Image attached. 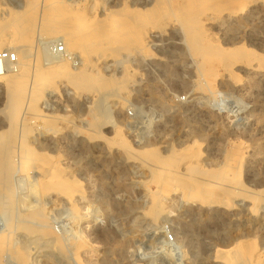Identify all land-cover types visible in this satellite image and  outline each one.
Masks as SVG:
<instances>
[{"label": "rangeland", "instance_id": "obj_1", "mask_svg": "<svg viewBox=\"0 0 264 264\" xmlns=\"http://www.w3.org/2000/svg\"><path fill=\"white\" fill-rule=\"evenodd\" d=\"M220 1L210 0L200 7L205 10L203 17L210 18L206 35L219 45L229 29L222 26L220 17L232 5L228 0L224 7L219 6ZM248 1L241 0L245 10L264 6V0ZM179 3L182 6L183 1L0 0V38H5L0 50L14 45L8 38L21 30L27 20L42 22L40 16L45 17L48 12L46 26L64 21L70 31L83 38L54 43L33 34L32 55L38 53L41 66L49 56L56 58L70 67L72 75L84 71L88 75H84V80L94 82L91 86L87 83V88H76L70 76L56 78L40 86V99L33 106L21 109L11 160L18 166V154L25 147L35 156L29 173L11 174L9 183L15 199L11 209L0 207V233L6 229L4 217L11 215L12 243L23 251L22 264H232L233 254L241 248L246 250L244 264H264V132L251 136V130H247L256 120L264 122V110L255 108L246 77L239 70H233V75L219 74L217 81L221 86L215 85L214 95L197 88L203 78L197 73L198 60L190 56L182 41L179 23L173 16L159 24L150 21L154 12L165 7L173 12L179 10ZM127 24L132 27L131 37L118 31L111 44L104 27L117 30ZM256 26V33L262 35L263 18L256 20ZM136 29L141 33L138 41ZM64 33L68 35L67 31ZM247 43L246 38L240 42ZM129 45L133 47L128 48ZM105 84L108 86L103 88ZM4 88L0 82L1 150L7 143ZM129 108L140 112L138 120L127 117ZM113 125L121 128V135L132 147L129 151L121 147ZM237 146L250 151L249 156L244 153L245 164L241 167L228 159ZM149 149L156 152L159 160L169 158L163 170L173 169L178 178L211 184L215 203L184 198L182 188L174 182L179 188L173 183L166 185L168 192L164 187L163 194L162 187L152 181L157 160L142 154ZM38 168L43 176L62 173L73 181V190L66 188L57 193L52 188L39 199L36 184L32 186L39 176ZM230 176H238L240 184L230 180ZM201 178L205 180L199 181ZM229 186H235V193L240 194L230 189L233 193L224 195L222 192ZM217 188H223L222 192ZM73 191L74 199L67 203L64 194ZM160 192L165 209L160 218L152 220L147 213L150 196ZM222 199L224 204L220 203ZM40 201L48 227L46 233H31L36 226L29 214ZM72 204L77 210H70ZM225 248L232 251V258L222 261L214 257L217 249ZM10 258L8 252H1L0 264H17Z\"/></svg>", "mask_w": 264, "mask_h": 264}, {"label": "bare ground", "instance_id": "obj_2", "mask_svg": "<svg viewBox=\"0 0 264 264\" xmlns=\"http://www.w3.org/2000/svg\"><path fill=\"white\" fill-rule=\"evenodd\" d=\"M182 1H183V4H182V6L180 4L181 2L179 3L180 5L178 4L179 10H177V11L173 12L169 7H167V8L165 7L163 9V11H156V12H154V14H152V12H151L150 14H152V16L150 17V21L152 23H158L159 24L161 22V20L168 19V17L173 16V19H175L177 24L179 23L178 26H180V27H178V28H180L182 31V36H183L182 41L184 40L185 43L184 42L183 43L186 44L185 46L187 47L186 49L190 52L189 53V54H191L190 56H192L194 59L198 60V62H197V73L199 76H202L201 78H203V80H201L202 82L197 84V88L205 91V93L207 92L211 95H214L215 92L217 91V90L215 91V85L219 83L221 86V82L217 81V76L219 74H223V75L231 74V75H233V73H232L233 70H239V71H242L246 77L247 85L249 86L248 89L251 90L250 94H251L252 99L254 100L255 108L259 109L260 111L264 110V32L262 35L258 34V32L256 33V27H257L256 26V20H258L260 18H263V20H264V6L263 5H254L252 7L249 6L250 8L245 10V7L242 5L241 0L229 1L230 4H232V5L230 7H228L227 9L223 10V12L225 11V13H223L222 11H218L219 14L222 12V17H220V18H222V20H221L222 26L225 24L224 26L229 27V29L225 30L227 32H224L225 36L223 38L222 44L219 45L218 43L214 42L213 39L209 38L206 35V25H208L210 18H204L203 12H205V10L200 9V7L202 5H204L205 3L208 4L207 2H210V0H208V1H205V0H182ZM227 1L228 0H221L218 4H219V6L224 7V4H226ZM244 1H246V0H244ZM211 2H212V0H211ZM248 2L255 3L257 1L256 0H249ZM221 3H223V4H221ZM40 5H41V3H40ZM162 8L163 7H161V9ZM202 8L206 9L205 6ZM157 9L159 10L158 7H157ZM46 13L49 14L48 12H46ZM46 13H44L45 17H43V15H42V17L40 16V19L42 20V22H39L38 21L39 19H29L26 21V23L23 25V27H21V30L15 31L14 34L8 38V40L10 42L14 43V45L12 47H9V50H12V51H14V53H16L17 64L15 66V69L12 71H8V70L3 71V69H0V71H3V72H0V82H3L5 84L4 95L6 96V101H7V105H6L7 110L4 113L5 114L4 116L7 120L6 121L7 122L6 123L7 129L6 130L7 131L5 134L7 136V143H6V145H4V147H2V150L0 149L1 150V152H0V192H1L0 196L2 197V199L0 198L1 199L0 200V207L6 205L7 207H9L11 209V206H12L14 199H15V198L14 199L12 198L14 196V195H12L13 189L11 188V185L9 183V179L11 177V174L14 172L15 173L16 172L29 173L28 168H29V165L31 164L30 162L35 156L34 152L31 151L30 148L25 147L24 151H21L23 153L18 154V156L20 157V159H19L20 162L18 163V166H16L11 160V155H13L12 152L14 151L13 145H12L13 144L12 140L15 139V135L17 134V133L15 134V125H17L16 123L18 122V120L21 121L20 120L21 109L23 107L28 109L29 105L33 106L40 99V96L42 93L40 86H43L45 84H49L52 82V80L54 81L56 78H61V77L66 78L67 77V79H68V77L70 76L71 80L74 81V83L77 87L74 85V83H72V82L71 83L76 88H81V87L87 88V87H89V86H86L89 83L86 80H84V75L86 74V72L84 73V71L78 70V72L73 73V75H72L70 72V69H69L70 67L68 68L64 63H59L60 61H57L56 58L50 59L49 55H46L49 57L48 58L45 57L46 62L43 63V65L41 66L40 65L41 60L39 61L40 57L38 58V53L32 55L33 52L31 53V49H32V41H33L32 36H33V34L38 33L39 35H41V39H43L44 41L54 40V43L57 40H59L61 43H63L64 41L71 42V41H75V40H79V39L83 38V36H81V34L75 32L74 30L70 31L68 23L66 24V23H64V21L55 22L52 25L46 26V24H45ZM38 15H39V13H38ZM213 16L216 17L215 15H213ZM109 18H112V17H109ZM102 20H104V19H102ZM132 25L134 26V24H132ZM144 25H146V24H144ZM44 26H46V27L44 28ZM137 26H135V27H137ZM130 27H131V25L127 24L123 27H120V29L118 28L117 30H114L110 27L107 29V26H106V27H104L105 28L104 33H105V36L110 38V42H111L113 37L118 34V31H121V30H122V33H129L128 35L131 37L130 32H129ZM229 30L230 31H236L237 33L236 34H229L228 33ZM65 31L68 32L67 36L64 33ZM138 31H139L138 29L135 30V32L137 33V35L135 36L136 41L141 39V37H140L141 33H139ZM61 33L64 34L63 35V36H65L64 38H63V36H59V34H61ZM243 38H246L248 43L241 45L240 42ZM0 39H1L0 40V45H1V42L5 38L1 37ZM115 39H117V38H115ZM9 41H8V43H9ZM114 42H117V41H114ZM44 43L46 44V42H44ZM130 43H132V42H130ZM138 43H137V46H138ZM41 44H43V43H41ZM111 44H113V41L111 42ZM139 45H140V43H139ZM123 46H125V44ZM38 47L39 46H37V48ZM44 47H45V45H44ZM131 47H133V46L129 45L128 48H131ZM0 48H1V46H0ZM4 49H7V47L3 48L2 50H4ZM39 49H38V51H39ZM140 49H142V48H140ZM134 50H135V48H134ZM72 51H74V50H72ZM40 52H41V50H40ZM69 52L70 51H68V54H69ZM43 56H45V55H43ZM110 56H112V55H110ZM9 72H12V73H9ZM1 80H3V81H1ZM90 81L93 82V80H90ZM92 82H90V84H89L90 86L94 85V82L93 83ZM34 84L37 85L38 87L33 88ZM107 86H108V84H105V85H103V88H105ZM125 103H126V101H125ZM113 126H114V130H113L114 135L118 137L119 143L121 144V147H123L124 149L129 151L128 149H131L132 147L129 145V143L127 141H125V139L121 135V133H120L121 128L117 125H113ZM22 127L23 126H21V128ZM247 130L248 131L251 130V132H252L251 136L254 134L260 135L261 133L264 132V122L259 123L256 120L255 122H253L251 124V126ZM24 131L26 133V128ZM7 132H8V134H7ZM25 133H24V136H25ZM21 134H22V131H21ZM18 136H19V134H18ZM22 136H23V134H22ZM263 141H264V139H263ZM241 144L242 143H240V146H241ZM235 145H236V143H235ZM237 147H236L237 151H233L232 153L230 152L231 157L228 159H230L231 161L234 160L235 163L237 165H240V167H241L242 165L245 164L243 162L244 158H245L244 153H247V155L249 156L250 151H249V149L247 150L248 147H246V148L239 147V146H237ZM21 149H23V148H21ZM13 153H15V152H13ZM155 153L156 152L154 150H151V149L142 152V154H145V156H150V157H153L157 160L156 163L158 164V168H157V170L152 171L153 172L152 173V181L155 184H157V186L159 185L160 186L159 188L162 187V191H161L162 193L164 192L163 190H164V187L166 185L171 186L169 184H172L174 182L179 187L182 188L181 189V190H183L182 196L184 198H186V199L192 198L193 201H194V199H196V201L199 200L203 203H215L216 198L214 197L213 190L210 189L211 184L208 185V183L206 184L203 182H198L192 178L189 180L186 178L182 179L181 177L178 178L176 176L175 170H173V169L170 171L169 170L168 171L163 170V167L165 166V164L166 163L168 164L167 160L169 158L165 159V160H159L158 158H156ZM189 154L187 153L186 155H189ZM192 154L193 153H191V155ZM248 156H246V157H248ZM176 160L180 161L181 158H177ZM227 162L229 165L230 161H227ZM195 165H193V166H195ZM228 165L226 164V168L230 166V165L229 166ZM193 166H191V167L195 168ZM197 166H198V164H197ZM233 166H234V164H233ZM170 168H171V166H170ZM235 168H239V166H237ZM183 169H185V168H183ZM186 169H187V167H186ZM188 170L189 169H187L186 171H188ZM236 170L238 171V169H236ZM37 171H36V173L39 176L36 175V180H34L35 183H32V186H33V184H36V187H35L36 190L35 191L38 192V196L40 197L39 199L43 198L44 195L48 194L46 192H49V190L54 189V191L57 193H59V191H62L66 188H71L73 190V187L70 186V184H73V181L65 179L63 177L62 173L61 174H59V173L50 174L49 173L50 175L47 174L49 176H47V175L43 176V174H41L39 172V171H41L39 168ZM201 171H198V172L201 173ZM224 171L228 172L229 170L227 169ZM202 173L205 174V172H202ZM232 173L236 174L235 172H232ZM210 175L208 177H211V180L212 179L214 180V177L212 178V176H210ZM230 175H231V173H230ZM238 176H236L235 179H234V177L230 176L231 177L230 180H234V181H236V183H239L240 180H239ZM222 178L229 179V178H227V175H223ZM202 180H203V178H201V180H199V181H202ZM219 180H221V179H219ZM218 182H220V181H218ZM174 183H173V186L176 185ZM228 183L230 184V181ZM228 183H226V187H227ZM220 184H222V183L220 182ZM220 184H219V188H220ZM25 185H27V184L25 183ZM177 185H176V187H178ZM223 185H225V183ZM211 187H214V186H211ZM223 187H225V186H223ZM233 187H235V186H233ZM233 187L231 188V186H229L223 192H222L223 188H222V190L217 188V190H221V192L227 196V195L233 193V191L230 190V189H234ZM165 188H166L165 192H168L167 187H165ZM29 189H31V188H29ZM235 190H236V188L234 189V193L236 192ZM32 192H34V191H32ZM161 192L160 193H154L152 196H150L151 201H150V204L148 206L149 210H147L148 211L147 213L149 216H151L152 220L160 218L159 215H161V212L163 211V208H164L163 207L164 205H162V203H163L162 200L164 199L163 194H165V192L163 194ZM60 193H62V192H60ZM237 193H235V194L236 195L240 194V193L239 194H237ZM73 194H74V191L67 194V195L64 194V197H63L64 200L67 201V203L71 204L73 199H74ZM235 194H233V195H235ZM243 195H244V193H243ZM35 199H33V200H35ZM37 200H38V198H37ZM222 201H223V199H222ZM225 202L220 201V203H223V204ZM42 205H43L42 201H40L37 204V206L35 207V209L33 208L34 210H32L29 214V217L35 222V226H36V227L33 226L31 228L32 229L31 233H34V232H32L33 230L40 231L41 233L42 232L46 233V230H47L46 228L48 227V225L45 222L47 221L46 220L47 217L45 216L46 214L43 211ZM74 205H76V204H74ZM74 205L72 204L70 206V208H71L70 210L76 209L74 207ZM6 216L4 217L5 218L4 223H5L6 229L3 232L1 231V233H0V253L4 252V251L8 252V255H10V257H11L10 259H12V262L17 263V264H22L24 262L23 251L21 248H19L20 246L15 247L14 244L12 243L13 242L12 241V228H14V225H13L14 222H12L11 215L9 216V214H8V216L7 217ZM26 217H28V215ZM23 227H25V226L23 225ZM27 229H29V227ZM27 229H26V231L29 232ZM63 248H64V246H63ZM78 248H80V247H78ZM77 251H78V249H77ZM245 251H246L245 249L241 248L240 251L233 254L234 259H233V261H231L232 264H244L245 258H247L244 255ZM231 254H232V251L230 249H226V248L225 249H217L215 251L214 257L217 259L220 258V259H222V261H227L228 258L231 257ZM250 256H252V255H250ZM76 258L78 260L79 256ZM78 261H77V263H78ZM247 263H249V260L247 261ZM224 264H227V263H224ZM250 264H253V263H250Z\"/></svg>", "mask_w": 264, "mask_h": 264}, {"label": "built area", "instance_id": "obj_3", "mask_svg": "<svg viewBox=\"0 0 264 264\" xmlns=\"http://www.w3.org/2000/svg\"><path fill=\"white\" fill-rule=\"evenodd\" d=\"M16 64L17 55L14 51L9 49L0 50V69L12 71L15 69ZM181 99H184L183 96ZM139 116L140 112L136 111L135 108H129L127 110V117L130 118V120L136 121Z\"/></svg>", "mask_w": 264, "mask_h": 264}]
</instances>
